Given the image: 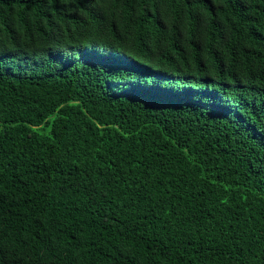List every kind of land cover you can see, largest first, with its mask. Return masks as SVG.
Segmentation results:
<instances>
[{"label": "trees", "instance_id": "obj_1", "mask_svg": "<svg viewBox=\"0 0 264 264\" xmlns=\"http://www.w3.org/2000/svg\"><path fill=\"white\" fill-rule=\"evenodd\" d=\"M0 264H264V0H0Z\"/></svg>", "mask_w": 264, "mask_h": 264}]
</instances>
